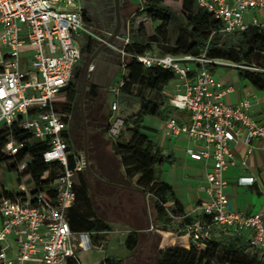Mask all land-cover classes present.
Listing matches in <instances>:
<instances>
[{
    "label": "built area",
    "instance_id": "2783aa9c",
    "mask_svg": "<svg viewBox=\"0 0 264 264\" xmlns=\"http://www.w3.org/2000/svg\"><path fill=\"white\" fill-rule=\"evenodd\" d=\"M196 4L220 21V32L225 36L249 26L264 28V21L258 18L264 13V0H196ZM248 13L252 16L246 22ZM109 34L94 32L83 6L77 8L70 1L58 7L50 0H0V129L27 131L34 141L46 144L43 161L62 168L52 183L53 197L32 194L27 182L17 184L11 197H0V264H80L78 251L95 246L88 233H75L70 228L69 210L76 201L75 186L85 163L83 155L72 148L69 123L55 112L53 100L73 81L79 63L88 56L89 43L103 42ZM129 44L126 29L120 46L114 47L121 57L119 69L125 70L126 59L134 57L146 68L174 72L168 103L186 113L188 122L180 124L169 118L166 132L196 143L198 148H187L186 156L208 164L202 188L205 198L196 206L203 221L184 224V236L198 246L199 240L214 230L247 233L249 244L264 252V209L245 214L233 207L224 191V173L236 164L231 145L242 143L251 150L253 140L264 139V120L250 115L247 98L236 105L225 103L233 88L205 67L221 61H212L204 54L129 55L124 50ZM235 67L241 66L232 64ZM122 84L121 78L113 90H120ZM119 111L118 102L110 105L109 137L116 138L122 128ZM22 146L10 134L3 152L13 158ZM1 168L7 170L5 164ZM24 168L25 162L17 163V172ZM253 181L252 177H241L238 184Z\"/></svg>",
    "mask_w": 264,
    "mask_h": 264
},
{
    "label": "trees",
    "instance_id": "16d2710c",
    "mask_svg": "<svg viewBox=\"0 0 264 264\" xmlns=\"http://www.w3.org/2000/svg\"><path fill=\"white\" fill-rule=\"evenodd\" d=\"M140 2L141 6L134 12L130 26L133 27L136 19H145L152 25L150 40L146 44L130 43L124 48L127 54L142 55L150 52L195 57L204 54L212 61H226L241 66L234 68L238 78L249 82L255 90L264 92V28L249 26L243 32L225 36L220 32V21L198 7L196 0H140ZM175 19L180 24L174 45L167 52H154L151 44L157 43L158 39H165L167 30ZM138 23L136 22L137 28L140 29L143 24ZM94 51V42H90L88 54ZM216 66L207 64L205 67L213 73ZM79 76L77 70L73 81L53 100L55 112L66 122H69L77 103ZM174 79L175 74L172 70L160 67L146 68L134 57L127 58L120 94L124 99L136 101L138 111L122 119L119 134L111 141V151L123 169L125 178L133 181L134 187L151 199L153 220L158 224L157 230L164 241L169 243L168 246L159 247L156 264H264V252L255 249L240 236L222 234L218 239L201 238L198 246L190 237L184 236L183 225L194 219L184 214L171 186L157 179L161 166L169 163L172 156L143 133L146 129L143 124L146 116H160L164 120L175 118L178 123H183L179 120L181 115L177 113L178 110L170 107L168 97L164 94V88ZM98 98L99 87L88 85L84 105L88 143L91 122L95 126L97 124L95 131L99 133L101 140L105 139L109 128L111 112L104 118L95 110ZM10 134L23 144L13 158L3 152ZM46 149L44 142L34 141L30 133L18 127H13L11 133L0 129V168L5 164L8 171L16 173L17 184L27 182L32 186V194L40 192L48 198L55 195L52 183L62 168L58 163L43 161L42 154ZM22 162H25V168L17 172V163ZM90 169L93 178L105 181L97 171ZM45 174L47 176L42 178ZM75 191L76 201L69 210L70 228L75 233H88L96 243L100 237L98 235L108 232L110 227L96 217L92 209L85 171L79 174ZM11 196L12 191L0 187V197ZM79 202L85 206L79 205ZM174 218H178V221ZM137 243V232L131 231L124 242L127 250L132 251ZM102 264H124V261L121 258H112L105 259Z\"/></svg>",
    "mask_w": 264,
    "mask_h": 264
},
{
    "label": "rangeland",
    "instance_id": "374dc122",
    "mask_svg": "<svg viewBox=\"0 0 264 264\" xmlns=\"http://www.w3.org/2000/svg\"><path fill=\"white\" fill-rule=\"evenodd\" d=\"M52 4L58 7L66 5L67 1H70L75 7L80 8L83 6L82 0H50ZM141 6L140 0H120L119 12L122 23L123 31L127 29L130 37V43L140 42L146 44L149 42V34H151L152 25L145 19H136L133 27L130 26L131 18L138 7ZM170 6V4H168ZM84 7V6H83ZM102 15L100 20L96 19L88 11H85L86 19L99 36H103V33H111L115 27V11L113 0L107 1V6L102 7ZM104 17V19H102ZM136 22L141 23L142 27L137 28ZM138 23V24H139ZM180 22L175 19L172 21L171 26L167 30L165 39H158L157 43L151 44V49L154 52H167L175 43L177 29ZM136 25V26H135ZM113 46V45H112ZM111 48V47H110ZM109 49V48H108ZM107 49V51H108ZM111 55V53L108 51ZM116 62L119 64L121 57L119 55L113 56ZM88 56L79 63L78 72L80 74L78 78V97L77 103L74 107L73 113L69 119V130L72 148L83 155V129L81 119L80 108V96H81V84H82V72L83 66ZM125 74L123 68L119 69L114 81L110 88H100L99 98L95 103V110L105 118L110 112V105L113 102H118L120 106L119 115L120 118H126L133 114L138 106L134 100L124 99L120 90H113L117 87V83L121 80ZM214 74L225 81H232L237 77V71L232 68V64L226 61L219 62L216 66ZM173 81V80H172ZM172 81L167 86L172 85ZM82 96V109L85 117V107L87 100V90ZM166 86V87H167ZM96 123L99 121H95ZM90 143L87 144V157L89 162V168H93L105 181H112L123 186H132L133 181H129L125 178L123 169L120 167L117 158L112 155H107L103 152L102 147L106 146L110 137L105 136L104 140L99 138V133L95 131L96 126L93 122L90 123ZM89 148V151H88ZM91 160V162H90ZM91 171V169H90ZM87 181L89 183V197L91 201L92 209L99 219L109 225L110 230L106 233H100L99 239L96 243H92L96 246L88 251L78 253V257L82 264H102L105 259H123L124 264H156L158 259V249L161 245L168 246L169 243L164 241L163 236L157 230V222L153 220L152 205L151 211L147 214L146 221L133 220L134 216L139 215V202L131 193H124L117 191L116 187L109 186L103 181L93 178L91 173L85 171ZM78 182V180H77ZM16 174L12 171H8L4 168H0V187L3 190L16 191L17 190ZM27 187L31 189V185L27 184ZM117 196L112 198L113 194ZM111 198V199H110ZM133 200H136L134 202ZM79 205L85 206L84 204ZM148 221L150 226H148ZM131 231L137 232V246L128 251L124 242L126 237ZM105 241V242H102ZM183 242V239L181 240ZM102 245V246H101ZM101 246V247H98Z\"/></svg>",
    "mask_w": 264,
    "mask_h": 264
},
{
    "label": "crops",
    "instance_id": "0c3cea01",
    "mask_svg": "<svg viewBox=\"0 0 264 264\" xmlns=\"http://www.w3.org/2000/svg\"><path fill=\"white\" fill-rule=\"evenodd\" d=\"M251 16L252 14L248 13L245 16V21L249 22ZM258 18L264 21V13L259 14ZM110 47L106 49H108L112 56H117L118 53L115 51L114 47L118 46L113 45ZM101 64L107 65L104 61ZM115 64L119 66L117 62ZM107 73L108 69L105 68L102 77L105 78ZM216 78L233 88V91L225 96V103L236 105L241 99L247 98L250 102V115L256 120H264V92L255 90L249 82L240 80L238 76L232 81H225L217 76ZM173 82L174 81H172L171 86L164 88V94L168 99L173 93ZM107 88H110V86ZM170 107L172 106L170 105ZM137 111L138 106L133 114H136ZM177 113L181 115L179 120L183 123L188 122V115L186 113L180 111ZM143 122L146 128L143 130V133L154 144L164 151H167L172 156L169 163H164L161 166L157 175L158 181L167 183L171 186L174 196L181 205L186 216L203 221L202 216L196 210V206L199 200L205 198V193L202 188L206 184L205 170L208 164H205L203 161L197 162L190 160L185 154L187 148H198L197 144L189 142L185 136H175L167 133L165 127L166 120L162 119L160 116H146ZM106 136L109 137L108 134H106ZM114 139L115 138L110 137L107 145L102 147L103 152L109 156H113L111 141ZM251 147V150H249V147L242 143L231 145V152L236 160V164L224 173V180L226 182L224 189L225 194L230 199L233 207L245 214H254L264 209V139L253 140ZM241 177H252L254 181L252 184L240 185L238 184V179ZM104 182L109 186L116 187L117 191L120 190L123 194L131 193L136 197V200L139 202V215L133 217L136 223L139 222V220H148L147 214L151 211L150 206L152 205V201L148 196L136 189L134 185L128 187L119 185L110 180ZM116 196L117 193L113 194L111 197L114 198ZM136 200L133 201L136 202ZM153 211L152 209L151 213H154ZM148 226L152 228L149 221ZM222 234H226L227 236L233 235V233L214 230L210 232L209 236L206 238L218 239ZM236 236H240L245 241H248L247 233ZM182 239H184V237H182ZM81 252L85 251H78V253ZM80 264H82L81 261Z\"/></svg>",
    "mask_w": 264,
    "mask_h": 264
},
{
    "label": "water",
    "instance_id": "95a60500",
    "mask_svg": "<svg viewBox=\"0 0 264 264\" xmlns=\"http://www.w3.org/2000/svg\"><path fill=\"white\" fill-rule=\"evenodd\" d=\"M114 3V11H115V27L112 30V32L105 38L103 42H100L99 47L97 50L92 53L85 61L83 66V72H82V84H81V96H80V108H81V119H82V129H83V158L85 163V171L89 174L90 168H89V162L87 157V144H88V131H87V125L82 109V96L86 90L87 84L93 83V71H90V65H92V70L96 68V66L99 63H103L102 60L99 59V53L106 48H109L112 45L120 46V37L123 35L124 31L122 29V23L120 18V12H119V5L120 0H113ZM106 68L108 69V73L105 75L106 81L104 83H101L98 85L99 88H107L111 86L113 80L115 79L118 71L119 66L116 64H107Z\"/></svg>",
    "mask_w": 264,
    "mask_h": 264
},
{
    "label": "flooded vegetation",
    "instance_id": "af4514ba",
    "mask_svg": "<svg viewBox=\"0 0 264 264\" xmlns=\"http://www.w3.org/2000/svg\"><path fill=\"white\" fill-rule=\"evenodd\" d=\"M107 1L109 0H82V4H83V8L84 10L88 11L91 15H93L97 20H100V16L102 15V7L107 6ZM102 19H104V17H102ZM99 43L94 42V48L95 51L97 50V48L99 47ZM94 51V52H95ZM93 52V53H94ZM91 55V54H90ZM88 54V57L90 56ZM99 59L104 61L106 64H115L116 60L115 58L110 55L107 51V49H103L100 53H99ZM106 68L105 65L99 63L96 68L94 70H92L93 73V85L98 86L101 83H104L106 81V78L102 77L103 71ZM91 85V84H89ZM100 89V88H99Z\"/></svg>",
    "mask_w": 264,
    "mask_h": 264
}]
</instances>
